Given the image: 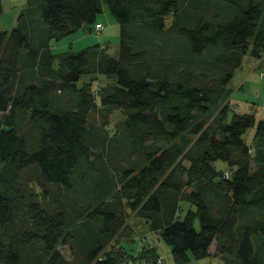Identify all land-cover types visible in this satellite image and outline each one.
Returning a JSON list of instances; mask_svg holds the SVG:
<instances>
[{
	"label": "trees",
	"instance_id": "1",
	"mask_svg": "<svg viewBox=\"0 0 264 264\" xmlns=\"http://www.w3.org/2000/svg\"><path fill=\"white\" fill-rule=\"evenodd\" d=\"M103 3L120 24L119 57L100 44L54 54L53 41L101 24ZM17 22L0 29V264H72L59 247L73 241L84 264H160L137 237L135 255L116 246L133 211L174 264H264V116L220 107L244 57H264V0H27ZM133 26L195 59L220 52L218 76L195 82L181 62H153ZM115 110L126 116L114 132L92 121ZM28 170L42 194L27 192Z\"/></svg>",
	"mask_w": 264,
	"mask_h": 264
},
{
	"label": "rangeland",
	"instance_id": "2",
	"mask_svg": "<svg viewBox=\"0 0 264 264\" xmlns=\"http://www.w3.org/2000/svg\"><path fill=\"white\" fill-rule=\"evenodd\" d=\"M3 12L0 15V29L11 32L18 25V18L21 12L27 6V0H1ZM98 22L104 26L102 32L96 30L91 31V28L79 29L71 33L59 41H53L51 48L54 54L74 52L78 53L82 49L95 45H106L108 47L107 54L113 58H118L120 53V24L116 21L110 12L109 5L103 3V12L98 16ZM171 24V18L167 19V25ZM134 37V43L137 48L147 50L151 54V60L154 62L157 59L167 60L170 62H181L183 67L179 72H190L195 82L201 80H209L218 76V72L223 66L220 59V52L208 51L206 55L200 59H195L190 54L189 47L181 42L175 44L172 38H168L163 34L150 33L142 28L133 26L129 28ZM167 44V48L163 46ZM181 47L175 49V47ZM258 67V60L251 54L244 57L242 66L234 73L233 79L229 83V90L231 94L229 99H224L220 107H224L229 100L232 112L239 114H252L255 116L256 123L264 116V77L261 78L260 69ZM262 70V69H261ZM264 73V72H263ZM90 79L84 76L82 82ZM94 88L99 84L104 85L107 80L102 75L99 76V82L93 81ZM93 114L92 121L98 127L104 120H108L110 129L114 132V128L125 118V113L120 110L112 111V113ZM257 124L251 127L245 134L244 138L249 143L253 140ZM254 151H252V155ZM216 166L220 169L226 168V165L219 161ZM1 168V164H0ZM37 174L33 170H28L24 174V183L27 192L32 194H39L41 190L37 183ZM42 194V193H41ZM79 195V194H78ZM74 192L69 193L68 197H78ZM43 198V195H41ZM111 199L108 198V201ZM49 203V198L44 200ZM88 204V199L81 196L78 197V205L85 207ZM182 215H185L189 210V204L185 201L181 202ZM182 218V217H181ZM151 229L145 226V220L138 215L137 211L130 212L127 215L125 228L121 232L120 238L115 240L116 246L122 243L127 250L131 251L129 254L135 255L138 250V240L132 245L135 237L139 238V243H147L149 247H153L150 242H147L149 235L153 236ZM158 239L159 238V234ZM156 236V235H154ZM155 243V242H154ZM60 252L65 258L72 261V264H84L83 253L79 250V245L74 241L67 245L59 247ZM212 252H215V245L212 247ZM164 262V256H160ZM187 264H224L218 257H209L202 260H196L192 256Z\"/></svg>",
	"mask_w": 264,
	"mask_h": 264
},
{
	"label": "crops",
	"instance_id": "3",
	"mask_svg": "<svg viewBox=\"0 0 264 264\" xmlns=\"http://www.w3.org/2000/svg\"><path fill=\"white\" fill-rule=\"evenodd\" d=\"M257 68L260 69V73L264 72V57L260 61H258ZM152 235L153 236L149 235V237H147V241L158 249L159 253L164 256L168 264H174L171 248L160 238V236H159L160 238L159 240L157 234H152Z\"/></svg>",
	"mask_w": 264,
	"mask_h": 264
},
{
	"label": "built area",
	"instance_id": "4",
	"mask_svg": "<svg viewBox=\"0 0 264 264\" xmlns=\"http://www.w3.org/2000/svg\"><path fill=\"white\" fill-rule=\"evenodd\" d=\"M95 30H96L98 33H99V32H102V31L104 30V26H103L102 24H97V25L95 26ZM261 77H262V78L264 77V73H263V72H261ZM158 262H159L160 264H163V260H162L161 257L158 259Z\"/></svg>",
	"mask_w": 264,
	"mask_h": 264
}]
</instances>
